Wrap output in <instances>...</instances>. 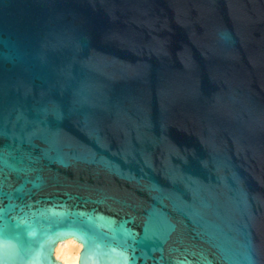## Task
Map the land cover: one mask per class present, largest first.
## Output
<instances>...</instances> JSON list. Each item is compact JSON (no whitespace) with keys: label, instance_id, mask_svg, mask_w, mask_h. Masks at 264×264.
<instances>
[{"label":"water","instance_id":"water-1","mask_svg":"<svg viewBox=\"0 0 264 264\" xmlns=\"http://www.w3.org/2000/svg\"><path fill=\"white\" fill-rule=\"evenodd\" d=\"M264 264V0H0V264Z\"/></svg>","mask_w":264,"mask_h":264},{"label":"bare ground","instance_id":"bare-ground-1","mask_svg":"<svg viewBox=\"0 0 264 264\" xmlns=\"http://www.w3.org/2000/svg\"><path fill=\"white\" fill-rule=\"evenodd\" d=\"M81 245L72 239H68L58 245L55 255L64 264H78Z\"/></svg>","mask_w":264,"mask_h":264}]
</instances>
